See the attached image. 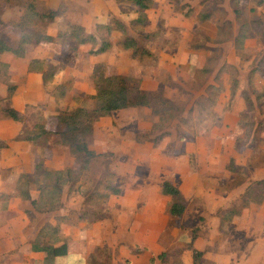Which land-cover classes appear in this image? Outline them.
<instances>
[{
    "label": "rangeland",
    "instance_id": "1",
    "mask_svg": "<svg viewBox=\"0 0 264 264\" xmlns=\"http://www.w3.org/2000/svg\"><path fill=\"white\" fill-rule=\"evenodd\" d=\"M153 2L146 11L145 25H129L135 17L131 3L96 0L93 4L87 0L94 14L92 18L83 15L86 33L98 20L116 18L152 56L131 58L130 51L116 44L117 32L112 33L113 45L104 53L88 54L90 46H80L74 63L57 70L48 84L49 103L24 110L23 131L40 114L55 113L56 84L71 83L61 103L69 108L89 107L94 65H99L102 74H123L139 79L146 90H162L173 106L170 111L155 115L146 107H128L95 123L88 145L105 154L92 159L86 168L80 169L81 163L54 138L39 145L54 147L48 161L43 158L46 167L81 170L79 182L64 188L63 203L77 206L76 211L82 210L88 218L95 217L101 209L98 195L106 193L101 187L103 172L112 170V181L120 193L109 196L105 216L113 222L149 223L151 241L166 248L167 261H179V251L186 246L183 238L194 235L203 249L200 264H264V185L253 183L264 179V95L260 96L264 92V0H238L245 7L238 20L233 12L237 0ZM14 4L19 5L20 0L5 1V9L12 7L5 16L10 25L22 11ZM250 6L252 10L247 9ZM187 10H191L190 16ZM72 11L80 12L75 7ZM199 12L210 16L201 21ZM54 23L50 26L56 33L72 22L66 11ZM242 23L248 38L235 46L232 36ZM10 39V43L17 42V30ZM66 53V44L57 40L30 47L27 56L44 55L41 59L58 65L65 62ZM19 69L15 66L13 73ZM3 72L11 78L10 70L1 66V78ZM144 135L149 139L143 140ZM108 162L109 168H105ZM166 179L181 190L186 202L184 213L171 222L166 214L169 198L161 192ZM29 190L37 194L34 185ZM229 207L240 211L231 220L221 219L223 213L218 212ZM174 220H178L176 227L171 226ZM139 231L143 229L135 235Z\"/></svg>",
    "mask_w": 264,
    "mask_h": 264
},
{
    "label": "trees",
    "instance_id": "2",
    "mask_svg": "<svg viewBox=\"0 0 264 264\" xmlns=\"http://www.w3.org/2000/svg\"><path fill=\"white\" fill-rule=\"evenodd\" d=\"M125 1L131 3L135 11V17L129 20V25H145L148 20L146 11L150 8L153 0ZM14 5L16 7L20 6L22 9L18 19L11 24L17 30V42L10 43L0 38V53L10 52L16 57H24L27 44H39L41 42H54L57 40H60V42L65 43L67 46L65 62L62 64L52 65L47 59L40 58H32L27 62V69L29 71L40 73L43 86L47 92L50 91L48 84L51 83L57 70L67 65H72L77 59L80 54V46L89 44L90 49L88 53L93 55L106 52L113 45L111 39L113 32H117L119 35L116 44L122 47L123 50L130 51L131 58L142 59L152 56V51L142 45L138 40L139 38L136 39L130 36L126 25L116 18L109 19L107 23H97L95 25V32L91 34L85 32L82 24L70 23L66 29L57 30L56 34L52 36L47 33L46 27L61 13L60 8L39 7V4L35 0H20L19 5ZM244 8V5H239L237 0L233 6L235 20L240 19ZM247 9L252 10L253 7H247ZM190 11H186L187 16L191 15ZM209 16V12H199L197 18L203 21L209 18ZM30 25L32 26L29 29L33 28L32 30H28ZM245 25L243 23L238 24L234 36H232L235 46H240L243 40L248 38V34L243 33L246 29ZM1 66L2 68L5 67L8 71L9 65L7 63L0 61ZM98 66L94 65L93 67V92L87 96L91 102L89 107L76 106L69 108L67 105L61 103L71 83L67 81L56 84L54 86V90H56L55 94L57 95L55 113L52 115L40 114V119L36 122L34 121L26 132L22 129L16 139L40 145L45 144L48 139L54 138L58 144L68 149L72 157L81 163V169L86 168L92 159L105 154V152L97 153L93 151L88 145L94 125L101 117L128 107H146L155 115H159L161 110L170 111L172 109L171 102L163 96L162 90H146L140 86L139 79H133L123 74H102L98 72ZM0 82L6 86V99L10 98L15 85L10 82L8 72H6V76L3 72ZM263 95L264 92L260 96ZM245 101L248 102L249 99L245 98ZM40 106L27 105L26 108ZM1 112L4 117L21 124L24 120V112L18 111L12 106H2ZM48 123L55 124L54 128L48 127ZM148 139L144 135L143 140ZM3 146H5V143L0 142V148ZM107 155L111 154L108 153ZM43 161V158L37 160L33 165L32 171L22 173L18 179V192L21 199L29 201L31 211L41 213L53 212L63 207L62 194L64 188L66 186L74 187L80 180L79 173L81 172L80 169L73 167L51 169L46 167ZM109 163H107L105 168H109ZM114 176L115 174L112 170L106 169L103 172L101 178L103 184L101 187L106 193L98 195L102 198V201H100L101 209L98 210L95 217L92 219L86 217L84 212H81L82 210H70L68 215H58L54 217V223L47 222L40 228L37 238L31 242V248L45 253V264H50L54 257L67 253V243L60 234L59 225L61 222H72L74 220L94 222L105 216L109 196L120 193V188L115 186L114 181H112ZM253 183L259 187L264 185V179L255 180ZM31 185H34L37 190V195L34 198L30 195L29 186ZM78 187H80L79 184ZM161 192L169 198L166 214L171 222L174 218H178L184 213L186 202L181 190L167 179L161 183ZM82 197L85 200L84 194ZM246 206L245 204L242 205V207ZM239 211L234 207H229L219 211L218 214L223 213L221 219L231 220ZM202 256V251L192 249L193 264H200Z\"/></svg>",
    "mask_w": 264,
    "mask_h": 264
},
{
    "label": "crops",
    "instance_id": "3",
    "mask_svg": "<svg viewBox=\"0 0 264 264\" xmlns=\"http://www.w3.org/2000/svg\"><path fill=\"white\" fill-rule=\"evenodd\" d=\"M35 1L45 8H60L61 13L55 20H59L60 16L67 11V19L72 23H80L83 27V15H89L92 18L94 14V10L90 9L87 0ZM88 1L96 4V0ZM73 7L80 12L72 11ZM11 8L8 5L5 9V1L0 0V23H2L0 24V38L4 40H11L10 36L16 34L15 28L5 17L6 10ZM54 21L50 24L53 25ZM108 21L109 19L107 21L98 20L95 23H107ZM50 24L47 26L49 29L47 33L54 36L56 33H53ZM96 24H93L91 28H86L88 34L95 32ZM47 43L51 44V42H41L27 45L24 57H16L10 52L0 53V61L9 65L10 82L15 85L11 97L6 99V86L0 82L1 85H4L0 86V141L5 143V146L0 148V264H45V253L33 250L31 242L37 238L40 228L45 223L55 222L54 215L66 216L71 208L77 209V206L63 203L61 209L53 212H33L29 201L21 199L18 192L19 176L24 172L32 171L33 165L40 158L46 156L45 160L48 161L49 155L54 153V147L49 144L43 149L39 145L16 139L22 131L23 125L4 117L1 112L2 106H12L16 110L24 112L27 105L37 106L49 103L40 73L27 69V62L32 59L27 56L30 47L42 46ZM34 58L45 57L38 55ZM15 66H19L20 69L13 73ZM50 126L51 124L48 123V127ZM46 165L53 167L48 162ZM54 168L59 169V167ZM35 192L31 190V197H36ZM62 201L64 202V197ZM106 217L107 215L94 222L84 220L61 222L59 225L60 234L67 243V253L54 257L50 264H151V260H153L152 264H193L192 249L203 252L197 239L192 235L190 238H183L186 246H183L179 251V261H167L166 248L151 241L152 229L149 223L113 222ZM177 221L170 225L176 227ZM140 229L143 231H139V236L135 235L134 232ZM158 255L162 258L161 260Z\"/></svg>",
    "mask_w": 264,
    "mask_h": 264
}]
</instances>
